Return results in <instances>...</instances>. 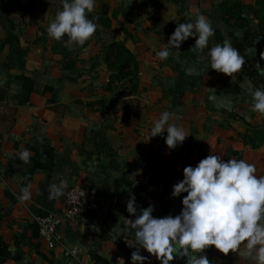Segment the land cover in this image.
Segmentation results:
<instances>
[{"label": "crops", "instance_id": "crops-1", "mask_svg": "<svg viewBox=\"0 0 264 264\" xmlns=\"http://www.w3.org/2000/svg\"><path fill=\"white\" fill-rule=\"evenodd\" d=\"M263 5L96 0L89 14L96 33L83 46H67L46 31L61 0H0V264H117L118 258L131 264L136 249L127 243L134 242V230L123 218L135 219L126 210L129 194L138 211L154 205L155 217L178 215L186 195H149L141 182L146 173L150 185L168 184L210 153L244 159L264 175V116L251 110L250 96L264 88L257 57ZM197 13L215 29L208 48L192 51L198 37H190L160 60L157 52L177 24ZM224 40L246 60L233 77L207 65L209 49ZM109 47L119 50L116 61ZM165 111L189 134L174 150L165 144L166 132L148 140ZM24 149L30 152L26 164L17 157ZM62 182L63 194L50 199V186ZM80 185L92 189L108 212L64 220L67 191ZM28 186L31 198L22 203L21 189ZM45 216L60 222L57 231L75 258L61 247L48 249L39 237L35 219ZM204 255L212 264H251L214 246Z\"/></svg>", "mask_w": 264, "mask_h": 264}, {"label": "clouds", "instance_id": "clouds-1", "mask_svg": "<svg viewBox=\"0 0 264 264\" xmlns=\"http://www.w3.org/2000/svg\"><path fill=\"white\" fill-rule=\"evenodd\" d=\"M95 4L96 0H61V9L49 22L47 35L67 46H83L97 31L98 25L89 18ZM214 35L210 19L197 13L194 19L177 24L157 57L166 60L172 55L170 49L178 50L190 37H198L191 50L203 52ZM208 57L207 65L228 77L238 74L246 63L244 55L228 40L212 46ZM250 96L251 110L264 116V88L251 90ZM174 115L169 111L161 113L148 140L166 132L169 150L182 145L189 134L178 123L169 122ZM17 157L26 164L30 152L24 149ZM62 187L63 182L51 185L49 198L62 195ZM181 194H186L181 212L163 217L153 216L152 204L138 211L135 195L129 194L126 210L135 219L123 218L125 225L134 230V242L127 243L136 249L131 252V264H150L149 257L159 264H173L176 259H186V264H212L204 252L213 246L225 257L230 252L238 253L251 264H264V175H257L255 164L209 153L195 167H184L183 179L172 186L171 196L177 198ZM30 198V186L22 188L20 201ZM141 249L149 256L141 255ZM117 264H125L124 259L118 258Z\"/></svg>", "mask_w": 264, "mask_h": 264}, {"label": "built area", "instance_id": "built-area-1", "mask_svg": "<svg viewBox=\"0 0 264 264\" xmlns=\"http://www.w3.org/2000/svg\"><path fill=\"white\" fill-rule=\"evenodd\" d=\"M148 178L149 176L146 173L141 182L149 195H169L172 192V186L183 179V177L178 176L168 184L150 185ZM108 209V205L102 202L92 189L87 186H74L66 194L64 220L73 221L95 213H107ZM35 223L39 237L44 240L48 249L61 247L66 255L75 258L76 250L69 249L62 243V235L57 231L60 222L56 218L50 216L38 217L35 219Z\"/></svg>", "mask_w": 264, "mask_h": 264}, {"label": "rangeland", "instance_id": "rangeland-1", "mask_svg": "<svg viewBox=\"0 0 264 264\" xmlns=\"http://www.w3.org/2000/svg\"><path fill=\"white\" fill-rule=\"evenodd\" d=\"M233 2V1H232ZM233 8H234V5H231ZM231 6H229L228 8H230ZM233 8L232 9H230L229 10V12L230 11H232L233 10ZM261 8H263L264 9V5L261 7ZM233 12V11H232ZM236 13L234 12V13H231V15H235ZM232 16H230V18H231ZM233 21V20H232ZM233 23H236L235 21H233ZM110 48V47H109ZM110 51H111V56H112V60L111 61H114L117 57V55H118V49H116V48H110ZM116 61V60H115ZM132 87V85H129L128 87H127V89H129V88H131Z\"/></svg>", "mask_w": 264, "mask_h": 264}, {"label": "water", "instance_id": "water-1", "mask_svg": "<svg viewBox=\"0 0 264 264\" xmlns=\"http://www.w3.org/2000/svg\"><path fill=\"white\" fill-rule=\"evenodd\" d=\"M264 41L263 43L259 44L257 46V57L259 59V62L263 65L264 64Z\"/></svg>", "mask_w": 264, "mask_h": 264}]
</instances>
